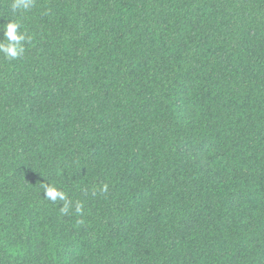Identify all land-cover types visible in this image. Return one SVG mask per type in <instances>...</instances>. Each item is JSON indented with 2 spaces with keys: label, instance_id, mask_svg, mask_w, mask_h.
<instances>
[{
  "label": "trees",
  "instance_id": "obj_1",
  "mask_svg": "<svg viewBox=\"0 0 264 264\" xmlns=\"http://www.w3.org/2000/svg\"><path fill=\"white\" fill-rule=\"evenodd\" d=\"M12 3L0 264H264V0Z\"/></svg>",
  "mask_w": 264,
  "mask_h": 264
},
{
  "label": "clouds",
  "instance_id": "obj_2",
  "mask_svg": "<svg viewBox=\"0 0 264 264\" xmlns=\"http://www.w3.org/2000/svg\"><path fill=\"white\" fill-rule=\"evenodd\" d=\"M35 0H13L11 5L12 12L15 14L17 10H30L34 6ZM20 24L18 21L10 20L3 28V39H0V54L6 59L15 60L23 56L25 52V45L32 40V36L26 31H20ZM101 191H107V185H103ZM44 197L50 199L52 202L60 201L59 205L61 213H67L72 201L68 199L67 193L58 189L54 184L44 185ZM82 204L77 202L75 209L77 213L82 212Z\"/></svg>",
  "mask_w": 264,
  "mask_h": 264
}]
</instances>
